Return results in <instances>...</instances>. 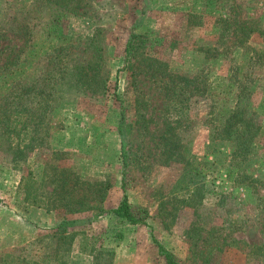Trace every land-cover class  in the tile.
<instances>
[{"label": "rangeland", "instance_id": "rangeland-1", "mask_svg": "<svg viewBox=\"0 0 264 264\" xmlns=\"http://www.w3.org/2000/svg\"><path fill=\"white\" fill-rule=\"evenodd\" d=\"M64 2L0 0V113L16 82L42 81L46 73L58 81L48 112L47 145L34 148L15 167L0 134V253L14 248L30 256L50 251L42 246V235L47 240L62 223L74 237L67 264H166L152 235L180 264H264V0H69L77 10L61 16ZM248 26L253 29L249 33ZM131 32L145 40L141 54L126 65L124 46ZM251 53L258 63L242 68L241 74L258 83L253 101L262 126L254 163L246 169L252 180L245 178L246 172L227 178L221 161L195 183L189 175L182 178L183 164L168 156L163 145L164 125L179 122L184 150L194 160H204L217 123L211 107L222 93H228L233 105L229 69ZM57 55L68 66L60 67ZM141 57L160 59L159 72L197 77L204 93L177 107L163 83L146 74ZM94 61L107 79L103 92L89 90L74 76L76 65ZM115 96L130 123L126 192L133 208L146 210L147 224H133L111 212L56 211L27 199L20 185L25 170L61 150L70 152L66 156L82 176L109 178L106 210L119 204L120 102Z\"/></svg>", "mask_w": 264, "mask_h": 264}, {"label": "trees", "instance_id": "trees-1", "mask_svg": "<svg viewBox=\"0 0 264 264\" xmlns=\"http://www.w3.org/2000/svg\"><path fill=\"white\" fill-rule=\"evenodd\" d=\"M76 8V4L70 5L69 0H65L59 6V12L62 14L61 16H66L67 13L76 12ZM223 20L229 27V20ZM245 29L248 30L247 33L253 30L249 26ZM1 36L3 33L0 32ZM144 40V36L139 33L131 32L129 34L124 46L126 65L130 64L131 59L137 58L141 54L138 51ZM255 53L259 58V51H255ZM256 57L251 53L245 59L239 62L235 61L229 69L227 86L235 89L233 105H229V99L226 96L228 93H222L221 100H216V104L211 107L210 114L217 116V123L214 124L209 134L210 142L207 148L210 152L206 154L204 160H194L190 151L184 150L181 137L177 132L178 121L174 125L171 123L164 125L163 145L168 147V156L183 164L180 174L182 178L189 175L191 182L195 183L196 179H204L207 173L216 170L217 162L221 161L227 178L230 179L235 174L241 177L246 172L245 178L252 180L251 174H249L250 169H246L254 163V150L262 133V126L256 120V106L253 101L259 86L250 75H243L241 72L242 68L251 67L252 62L258 63ZM55 59L60 67L68 66L60 55H57ZM260 59L264 60V52L260 53ZM145 60L147 63L146 74L163 83L161 88L165 94L169 95L170 99L173 98L177 107L185 106L189 97L204 93V84L202 85L197 77L175 75L167 70L159 72L158 68L162 63L160 59L142 58L140 62H145ZM97 63L99 61L85 66L76 65L74 76L80 85L86 86L89 90L103 92L107 88V79L99 74ZM53 77H55L53 74L46 73V77L42 78V81L38 79V81L25 84L16 82L13 87L8 89V92L11 91V96L5 102L7 107L4 112L0 113V134L7 142V148L12 154L11 162L15 167L19 166L21 161L24 162L27 154L34 148L47 145L50 116L48 112L54 106L52 94L58 84V81L53 80ZM59 79H62L61 76ZM260 92L264 93V86H261ZM115 98L120 102L117 134L119 159L122 166L123 196L119 204L106 210L103 203L111 187L109 178L107 176L101 179L82 176L76 166L69 162L66 154L70 155V152L61 150H52L48 159L38 161L25 170L20 185L27 199L36 205L43 203L52 205L56 211L66 213L96 211L92 216L111 212L133 224H147L146 210L133 208L126 192L125 179L127 173L131 171L129 163L131 161L130 123L121 98L119 96H115ZM0 109L3 110V107ZM224 146L225 150H223ZM212 153L214 156L209 159L208 156ZM222 160L227 163L225 164ZM64 224H67V221ZM57 228L52 231L47 240H44L46 235H42L43 240L40 239L42 246L45 243L46 247H50V251L30 256L18 252L15 248L6 249L0 253V264H67L74 237L62 223ZM152 238L157 244L160 254L164 256L166 264H180L153 235Z\"/></svg>", "mask_w": 264, "mask_h": 264}]
</instances>
